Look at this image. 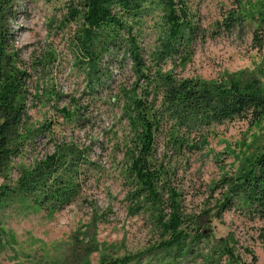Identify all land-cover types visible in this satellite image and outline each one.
I'll return each mask as SVG.
<instances>
[{"label":"rangeland","instance_id":"rangeland-1","mask_svg":"<svg viewBox=\"0 0 264 264\" xmlns=\"http://www.w3.org/2000/svg\"><path fill=\"white\" fill-rule=\"evenodd\" d=\"M10 3L6 29L12 48L30 74L26 103L29 121L34 126L48 125L33 148L14 159L10 177L16 180L18 171L52 152L54 142L63 138L91 145L89 156L98 162L99 173L86 180L79 199L61 210L47 211L21 194L0 203V264H100L129 254L140 255L130 264H202L215 240L231 232L238 253L248 257L244 250H250L256 256L255 264H264V219L250 217L236 205L221 217L213 216L219 197L218 190L213 192V185L237 167L242 153H253L264 145V119L252 125L245 120L210 122L201 135H185L199 149L180 155L171 150L173 121L160 128L155 137L154 157L157 163L173 171L170 185L181 192L183 212L191 219L205 210L211 214L204 213L200 222V231L210 236L193 243V252L180 256L175 249L159 248L163 232L155 215L144 206L138 210L126 198L129 179L125 150L130 146V135L120 105L113 101L121 82L130 86L135 81L126 44L113 49L107 55L112 61L101 66L105 75L96 83H106L103 95H89V71L75 63L67 46L71 32L68 25L62 24L64 0ZM186 4L198 14L197 38L189 43L190 53L185 61L166 60L160 70L177 78L206 82L250 77L264 82V42L259 46L253 39L256 24L238 19L227 28L226 17L237 10L231 0H186ZM246 8L250 11L252 6ZM161 16V6L151 1L140 23L133 28L147 59L158 49L164 30ZM154 63L151 61L150 65ZM48 90L64 97H52ZM72 97L87 109L83 115L86 120L63 121L58 109H71L67 102ZM91 98L96 100L95 104L89 102ZM38 99L42 103H37ZM159 104L158 97L156 106ZM183 129L173 130L175 136L183 135ZM90 174L94 175V171ZM3 181L0 176V185ZM187 226L190 231L191 222Z\"/></svg>","mask_w":264,"mask_h":264},{"label":"trees","instance_id":"trees-1","mask_svg":"<svg viewBox=\"0 0 264 264\" xmlns=\"http://www.w3.org/2000/svg\"><path fill=\"white\" fill-rule=\"evenodd\" d=\"M151 1L161 6L164 30L158 49L147 59L133 28L140 23ZM231 1L237 10L226 17L224 24L230 28L238 19L251 20L256 24L253 39L261 46L264 42V0ZM247 5L252 6L250 11ZM11 7L10 0H0V176L4 180L0 185V203L21 194L47 211L61 210L81 197L86 180L99 173L98 162L89 156L91 145L63 138L54 142L52 152L18 171L16 180L10 177L14 159L23 155L27 148L32 149L38 135L48 127L46 124L34 126L29 121L26 103L30 74L12 48L5 25ZM64 8L62 24L68 25L71 32L67 46L75 63L79 67L86 66L89 71L86 85L89 95H103L106 83H96L105 75L101 66L112 61L107 55L113 49L126 44L135 81L130 86L128 82H121L113 98L120 105V114L126 120L130 135L127 141L130 146L125 150V170L129 179L126 198L138 210L144 206L155 215L163 232L159 248L175 249L180 256L193 252V243L210 236L200 231V222L204 213L211 212L205 210L192 219L183 212L181 192L170 185L173 171L157 163L154 157L156 134L172 120L171 150L180 155L199 149L198 144H190L186 136L201 135L210 122L245 120L250 125L259 123L264 119V82L256 77L206 82L177 78L171 72L160 70L166 60L185 61L190 53L189 43L197 38L198 14L187 6L186 0H64ZM151 61L155 62L153 66ZM47 93L57 99L64 97L53 90ZM158 97L160 104L156 106ZM95 101L91 98L89 102L95 104ZM78 102L72 97L67 102L71 109L57 108L64 122L86 120L83 115L87 109L81 108ZM37 103L42 100L38 99ZM177 128H184L183 135L175 136L173 130ZM92 171L94 175L90 174ZM213 186V192L218 190L219 195L213 216L221 217L236 205L242 213L264 219V145L253 153H242L237 167L220 176ZM187 222H191L190 231ZM235 243L232 232L218 237L209 249L211 253L203 257L202 264H255V254L247 249L244 251L249 253L248 257L238 253ZM139 257L129 254L103 260L100 264H130Z\"/></svg>","mask_w":264,"mask_h":264}]
</instances>
